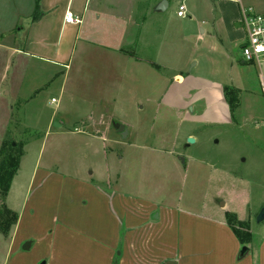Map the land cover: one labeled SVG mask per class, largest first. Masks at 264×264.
<instances>
[{
  "label": "rangeland",
  "instance_id": "374dc122",
  "mask_svg": "<svg viewBox=\"0 0 264 264\" xmlns=\"http://www.w3.org/2000/svg\"><path fill=\"white\" fill-rule=\"evenodd\" d=\"M174 1L162 16L171 17L177 9ZM192 2L183 0L188 6ZM185 20L167 19L164 23H173L169 34H140L136 40L144 47L141 54L160 70L151 63L104 71L105 61L80 54V41L65 65L0 52V145L7 139L23 148L14 189L24 185L36 160L52 163L54 169L68 164L136 197L202 213L227 210L243 223L241 229L250 239L252 232L255 239L263 236L264 219L256 221L264 208V89L259 68L249 62L253 66L236 70L218 45L193 44V36L175 39L177 29H187ZM198 20L190 24L193 34L207 29V23ZM6 38L5 43L11 41L0 36V42ZM23 38L19 34L17 47ZM242 43L239 39L230 44L234 55L240 56ZM88 61L100 65L79 71ZM176 74L182 79H175ZM234 97L238 102L233 108ZM84 120L89 126H81ZM114 123L122 125L128 137L116 133ZM188 138L193 141L188 143ZM86 139L99 148H86ZM0 200L6 205L5 198ZM12 202L16 208L17 199ZM13 224L6 234L0 232V264L7 242L2 235H8Z\"/></svg>",
  "mask_w": 264,
  "mask_h": 264
},
{
  "label": "crops",
  "instance_id": "0c3cea01",
  "mask_svg": "<svg viewBox=\"0 0 264 264\" xmlns=\"http://www.w3.org/2000/svg\"><path fill=\"white\" fill-rule=\"evenodd\" d=\"M160 1L39 0L41 13L33 19L35 0H12V4L0 0V36L11 38L8 43V38L0 42V52L65 65L80 41V54L87 60L105 61L104 71L118 65L134 70L151 63L160 70L141 54L144 47L136 40L140 34H169L168 25L173 23H164L167 19L177 23L186 19L187 29H177L175 39L193 36V44L218 45L227 64L236 70L253 66L241 54L234 55L230 44L245 40L240 26L242 8L264 13V0H193L189 6L175 0L176 6L184 5L186 18L177 16V9L171 17L162 16L157 8ZM166 1L168 8L170 0ZM8 3L11 9L6 11ZM66 11L78 16L80 23L65 22ZM198 18L208 26L193 34L190 24L199 23ZM152 19L160 25L158 29ZM19 34L24 38L17 47ZM99 65L88 61L79 71ZM257 67L264 89V62ZM175 76L182 79L181 74ZM52 122L60 124L56 127L62 125ZM81 126H89L88 121ZM128 135L126 131L125 137ZM84 141L86 148H99ZM20 164L21 158L16 175ZM15 174L5 206L17 213V219L8 235H2L7 241L2 264H264V235L255 239L252 232L250 241L242 245L225 222L227 210L209 214L136 197L68 164L54 169L52 163L36 160L18 191L14 189ZM11 192L13 196H9ZM13 198L18 202L16 208ZM242 246L247 251L240 256Z\"/></svg>",
  "mask_w": 264,
  "mask_h": 264
},
{
  "label": "trees",
  "instance_id": "16d2710c",
  "mask_svg": "<svg viewBox=\"0 0 264 264\" xmlns=\"http://www.w3.org/2000/svg\"><path fill=\"white\" fill-rule=\"evenodd\" d=\"M40 13L39 0H35L33 19H37ZM232 100L235 101L233 104L234 108L237 106L238 97H234ZM22 152V144L14 142V140L3 139L0 145V198L3 201L9 189L11 179L18 169L19 158L22 155ZM16 219L17 213L15 211H11L2 203L0 205V232L6 234L9 226L13 224ZM225 222L242 245H246V243L249 242V232L247 230L242 231L241 228L243 223L236 219V215L234 213L226 212Z\"/></svg>",
  "mask_w": 264,
  "mask_h": 264
},
{
  "label": "built area",
  "instance_id": "2783aa9c",
  "mask_svg": "<svg viewBox=\"0 0 264 264\" xmlns=\"http://www.w3.org/2000/svg\"><path fill=\"white\" fill-rule=\"evenodd\" d=\"M184 15V5L177 6V16ZM64 21L78 24L81 19L74 16L70 11L64 14ZM240 26L242 27L245 40L241 45V56L246 62L261 64L264 61V13H256L251 9L242 8ZM53 99H51L52 101ZM75 130H77L75 128Z\"/></svg>",
  "mask_w": 264,
  "mask_h": 264
},
{
  "label": "water",
  "instance_id": "95a60500",
  "mask_svg": "<svg viewBox=\"0 0 264 264\" xmlns=\"http://www.w3.org/2000/svg\"><path fill=\"white\" fill-rule=\"evenodd\" d=\"M167 6V1L166 0H161L157 6V8L159 10H163L165 9ZM175 79H179L178 77H176ZM54 125L55 126H59L60 124L59 123H56L54 122ZM113 128L115 130L116 133H119L120 136L122 137H125L126 136V130L124 129V127L122 125H119V124H116L114 123L113 124ZM193 139L192 138H188L187 142H192ZM181 161L183 162V159L181 158ZM264 219V208H261L260 211L258 212L257 216H256V221L257 222H260ZM247 251V247L246 246H242L240 251H239V255H243L245 252ZM43 264V262L41 263Z\"/></svg>",
  "mask_w": 264,
  "mask_h": 264
}]
</instances>
